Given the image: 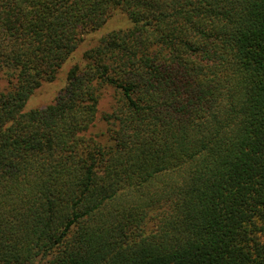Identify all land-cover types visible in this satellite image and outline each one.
I'll return each instance as SVG.
<instances>
[{"label": "trees", "instance_id": "obj_1", "mask_svg": "<svg viewBox=\"0 0 264 264\" xmlns=\"http://www.w3.org/2000/svg\"><path fill=\"white\" fill-rule=\"evenodd\" d=\"M0 264H264V0H0Z\"/></svg>", "mask_w": 264, "mask_h": 264}, {"label": "rangeland", "instance_id": "obj_2", "mask_svg": "<svg viewBox=\"0 0 264 264\" xmlns=\"http://www.w3.org/2000/svg\"><path fill=\"white\" fill-rule=\"evenodd\" d=\"M130 25V22L126 15L119 13L112 16L107 24L102 26L97 31L85 36L84 40L79 44L78 48L72 54L71 58L68 59L58 71L55 79L52 82L43 83L33 94V96L27 101L26 109L33 108H44L48 105L52 99L57 95L58 91L64 86L66 74L68 69L74 63H81V57L84 51L89 49L92 45H94L99 38L108 33L109 31L115 29H124ZM103 96L100 101V105L98 108L97 118L95 125L89 130L88 135L99 136L100 134L106 131V125L102 121V116L105 114L111 104L113 92L111 89H106L103 91ZM102 138V136L100 135Z\"/></svg>", "mask_w": 264, "mask_h": 264}]
</instances>
